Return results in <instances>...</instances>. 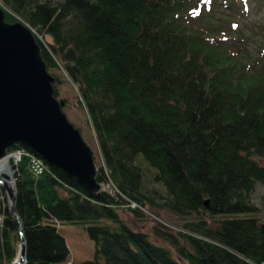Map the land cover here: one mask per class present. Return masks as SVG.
Wrapping results in <instances>:
<instances>
[{
    "label": "trees",
    "instance_id": "obj_1",
    "mask_svg": "<svg viewBox=\"0 0 264 264\" xmlns=\"http://www.w3.org/2000/svg\"><path fill=\"white\" fill-rule=\"evenodd\" d=\"M2 1L31 28L48 69L78 87L103 160L96 179L110 186L90 193L52 165L36 175L30 154L39 155L11 147L27 151L14 185L27 264H67L63 223L95 243L92 259L71 264H264L252 201L264 184V49L250 59L221 24H201L216 0ZM6 20L18 19L6 10ZM144 161L165 193L147 185ZM120 207L179 227L154 208L166 210L182 226L132 228ZM0 216V264H9L20 228L4 202Z\"/></svg>",
    "mask_w": 264,
    "mask_h": 264
},
{
    "label": "water",
    "instance_id": "obj_2",
    "mask_svg": "<svg viewBox=\"0 0 264 264\" xmlns=\"http://www.w3.org/2000/svg\"><path fill=\"white\" fill-rule=\"evenodd\" d=\"M54 82L55 76L31 28L21 20L7 21L6 9L0 6V160L9 148L21 144L74 178L88 192H99L93 150L68 119L64 101L55 96ZM0 183L6 184L3 178ZM9 192L14 193L13 205ZM7 198L20 228V245L9 264H27L14 187H7Z\"/></svg>",
    "mask_w": 264,
    "mask_h": 264
},
{
    "label": "rangeland",
    "instance_id": "obj_3",
    "mask_svg": "<svg viewBox=\"0 0 264 264\" xmlns=\"http://www.w3.org/2000/svg\"><path fill=\"white\" fill-rule=\"evenodd\" d=\"M214 4L215 5L212 11L213 13L209 12V14L205 16V23H200L202 25L211 27L213 31H217L218 27L215 28L216 25L221 24L223 29H226L234 37H237V40H239V38L241 39L239 42L245 45L247 49H249L251 57L250 59H254L257 56L262 55V49H264V0H242L239 3L235 1L231 7H225L226 3H223L222 0H216V3ZM0 6L13 13L18 20H21L26 23L25 20L21 18L19 14L14 13L7 4H4L2 0H0ZM207 21L209 22L208 24ZM44 39L50 40L49 36H46ZM49 71L54 76H57L59 78V81L55 84V86L58 90L57 98L59 100H64V112L66 113L68 119L80 129L84 140L93 150L96 166L98 167L99 165H102L103 160L99 151V146L94 135L93 129L89 124L88 114L85 109V106L81 101L78 87L71 81L70 78L63 75L60 69L51 68ZM13 150L14 149H9L7 151L6 156L2 159L6 158L8 154ZM256 159L260 163H264V158L256 157ZM20 160L14 162L13 159H11L10 166L8 167L10 173L6 175H0V178L6 180V184L2 185L5 188V192L0 193V205H2V202H4V204L9 205L7 198V187L13 188L15 185L16 164ZM142 164L146 171L145 180L146 182L148 181L147 185L150 188H159V191L161 193H165L163 189L160 188L161 186L159 184L154 185L152 182L149 181L151 179L152 172L156 169L154 167H151L146 161H144V163L142 162ZM29 166L32 173L36 175L42 174L35 173L32 170L31 162ZM108 190H110L109 185ZM252 201L258 207L259 211L257 216L264 223V184H256L255 190L252 194ZM129 206L133 208L135 207L131 204ZM154 210H156L160 215L164 216L168 220L173 221V223H177L179 227L180 225L182 226L181 219L172 216L171 214L167 213L166 210H157L155 208ZM119 212L122 219L132 228L144 229L150 233L152 232V227L154 225H160L161 227L167 230H172L174 232L179 229V227L177 226H167L166 224L162 223V221H159L158 219L152 216H146L143 213L142 216H136L134 213H132L131 211H129V209L125 207H120ZM75 227L77 229H73ZM59 230L63 232L66 237L68 236L69 238L70 255L68 257L67 262L73 263L93 258L95 243L87 236L85 230L83 233V228L81 226L63 223L59 226ZM158 241V243L160 244H167L166 242L160 239H158ZM19 245L20 242L17 245V250L19 248Z\"/></svg>",
    "mask_w": 264,
    "mask_h": 264
},
{
    "label": "built area",
    "instance_id": "obj_4",
    "mask_svg": "<svg viewBox=\"0 0 264 264\" xmlns=\"http://www.w3.org/2000/svg\"><path fill=\"white\" fill-rule=\"evenodd\" d=\"M26 153L27 151L24 148H18V149H14L13 151H11L6 158H10V160L13 159L14 162H17L18 160H20L21 156H23ZM30 159H31L30 162H31L32 170L35 173H44L48 169V164L45 163V161L42 158L38 157L37 155H34L33 153L30 154ZM10 160H9V163H10ZM107 186L108 185H105L104 189ZM130 204L135 207L138 206L137 203L135 202H131ZM151 216L158 219L159 221H162V223L169 226V224L165 223L162 219H159V217L153 214H151Z\"/></svg>",
    "mask_w": 264,
    "mask_h": 264
},
{
    "label": "bare ground",
    "instance_id": "obj_5",
    "mask_svg": "<svg viewBox=\"0 0 264 264\" xmlns=\"http://www.w3.org/2000/svg\"><path fill=\"white\" fill-rule=\"evenodd\" d=\"M38 157H40V156H38ZM9 160H10V158H4V159H1L0 160V175H2V174L3 175H6V174H9L10 173V171L8 170V167L10 165ZM45 163H47V162L45 161ZM13 194H14L13 192H9V200H10V204L11 205H13Z\"/></svg>",
    "mask_w": 264,
    "mask_h": 264
},
{
    "label": "crops",
    "instance_id": "obj_6",
    "mask_svg": "<svg viewBox=\"0 0 264 264\" xmlns=\"http://www.w3.org/2000/svg\"><path fill=\"white\" fill-rule=\"evenodd\" d=\"M73 229H77L76 227L75 228H73ZM72 231H74V230H72ZM83 233H84V230H83ZM62 234L64 235V237L66 238V240H67V243H68V245H69V238H68V236L66 237L65 236V234L62 232Z\"/></svg>",
    "mask_w": 264,
    "mask_h": 264
}]
</instances>
